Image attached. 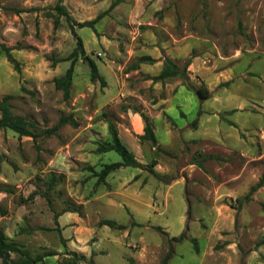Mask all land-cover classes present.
<instances>
[{"label": "rangeland", "instance_id": "374dc122", "mask_svg": "<svg viewBox=\"0 0 264 264\" xmlns=\"http://www.w3.org/2000/svg\"><path fill=\"white\" fill-rule=\"evenodd\" d=\"M77 38L65 100L54 79ZM0 44L19 62L0 47L13 114L37 133L77 124L35 139L0 129V228L42 256L32 264H264V182L246 199L264 176V0H0ZM142 56L155 61L131 68ZM165 58L189 62L187 78L154 81ZM108 122L139 166L100 180L121 161L97 151Z\"/></svg>", "mask_w": 264, "mask_h": 264}, {"label": "trees", "instance_id": "16d2710c", "mask_svg": "<svg viewBox=\"0 0 264 264\" xmlns=\"http://www.w3.org/2000/svg\"><path fill=\"white\" fill-rule=\"evenodd\" d=\"M116 5V2L112 4L111 8H113ZM56 10L60 15H64L68 21H71V16L68 15L66 9L62 5H57ZM104 14H100L95 20L89 21V22H83L79 23L81 28L82 27H93V25L103 17ZM58 20L56 21L57 25ZM77 48L76 50L71 54L74 57V60L71 62L69 68L66 70L65 74L55 78L54 82L56 85V88L63 91L64 99L67 100L70 98L71 95V87H72V79H73V73L75 68V57L78 56L79 52H84L83 44L80 38H77ZM0 47L5 52L7 60L14 65V68L16 71H20L19 69V62L12 56L11 49L7 48L3 44H0ZM155 60L151 58L150 56H142L140 57L135 63L131 65V68L135 69L138 68V66L141 63H153ZM189 65V62H187L184 66V68L181 70L178 66V64L173 61L171 58H165L163 68L161 72L153 77L152 79L154 81H164L166 79H171L174 77H181L186 79V68ZM91 79L93 81L100 80L103 85H105V80L103 76H100L97 70L96 65L92 62L91 63ZM196 94L199 96L200 99H207L208 98V91L202 88H199L196 90ZM12 95H5L0 100V129L5 130H11L14 133H16L20 138L22 137H31L35 139L38 137V135H45V134H55L59 128L64 124H71L73 126H76V122L71 117H62L60 119V122L58 125L53 127L52 129L45 130L43 132L37 133L36 126L32 122L16 116L12 112V104L11 101L13 100ZM145 118V117H144ZM108 130L109 134L111 136L110 141L105 142H99L97 151L100 153H106V152H115L121 157L120 162H114L110 164L104 165L101 172L98 173L99 179L104 180L109 174L112 172L122 168V167H133L137 168L139 166V163L137 162L135 156L133 153L126 147V145L121 141L118 128L115 123L108 122ZM146 139L153 141L155 140V136L153 133V130L151 128V125L149 122H146L145 126V134L144 136ZM156 162H154L155 165ZM55 181V179L52 177V183ZM264 182V176L263 178L257 183L256 185L252 186L250 189V192L248 196H246V199L250 197V195L255 192L257 189H259ZM57 221V220H56ZM103 225H107L110 228L117 227V224L110 220H102L100 222ZM120 229H125V226L119 225ZM159 231H162L158 227ZM165 233V232H163ZM185 237L184 233L181 234L179 237H173L172 240L174 241H180ZM197 249V248H196ZM11 254H17L21 257H24V260L13 262L11 260ZM53 255L50 252H47L44 254L45 256ZM0 259L1 264H32L42 259V256H37L36 258L30 257V255L27 254L25 250H22L20 246L15 242H9L7 236L4 234L3 230L0 228Z\"/></svg>", "mask_w": 264, "mask_h": 264}, {"label": "crops", "instance_id": "0c3cea01", "mask_svg": "<svg viewBox=\"0 0 264 264\" xmlns=\"http://www.w3.org/2000/svg\"><path fill=\"white\" fill-rule=\"evenodd\" d=\"M107 153V152H106Z\"/></svg>", "mask_w": 264, "mask_h": 264}]
</instances>
